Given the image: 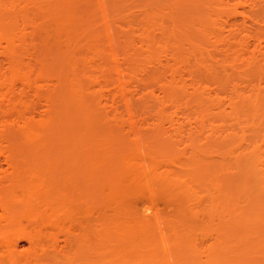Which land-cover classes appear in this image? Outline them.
<instances>
[{
  "label": "bare ground",
  "instance_id": "bare-ground-1",
  "mask_svg": "<svg viewBox=\"0 0 264 264\" xmlns=\"http://www.w3.org/2000/svg\"><path fill=\"white\" fill-rule=\"evenodd\" d=\"M13 129L10 264H264V0H0Z\"/></svg>",
  "mask_w": 264,
  "mask_h": 264
},
{
  "label": "rangeland",
  "instance_id": "rangeland-1",
  "mask_svg": "<svg viewBox=\"0 0 264 264\" xmlns=\"http://www.w3.org/2000/svg\"><path fill=\"white\" fill-rule=\"evenodd\" d=\"M237 19H240L239 21H241L242 19H241V17L240 16H238V18ZM158 91V90H157ZM160 93V91L158 92V94ZM157 94V95H158ZM159 95H161V93L159 94ZM138 96V97H137ZM136 97L137 98H135L136 100L134 101V105H135V108H136V111H138L137 112V116H139L138 117V119L140 120V118H141V120H143V122L142 123H144V121L145 120H147V119H145V118H149L154 112H155V110L157 109V103H155V102H149L148 103V105L146 104V100H145V98H143V97H141L140 95H137ZM142 98V99H141ZM138 99V100H137ZM144 99V100H143ZM138 101V102H137ZM142 101V102H141ZM143 101H145V102H143ZM140 108H139V107ZM141 106H143V107H141ZM140 109V111H139V109ZM144 108V109H143ZM122 109V108H121ZM142 109V110H141ZM149 111V112H148ZM144 113V114H143ZM149 115H148V114ZM151 114V115H150ZM141 115V116H140ZM142 115H144L143 117H142ZM147 115H148V117H147ZM6 117L9 119V117H8V115L6 114ZM5 117V118H6ZM154 117V115L152 116V119H151V117H150V119H151V121L150 122H153V118ZM143 118V119H142ZM145 119V120H144ZM149 119V120H150ZM141 120H140V122H141ZM149 120H147V122H145L143 125H144V129L146 130H144V132L146 133V137H148L149 139L148 140H151V139H154V137H156V136H158V134L159 133H156V131L154 130V128H152L151 127V129H149L150 127H149V125L150 126H152L153 124L152 123H150L149 122ZM148 123H149V125H148ZM154 123V122H153ZM145 124H147V125H145ZM149 128H148V127ZM147 128H148V130L149 131H152V132H149L148 130H147ZM17 129H13V130H10L9 132H6V133H1V131H0V152H4V153H9L10 152V150H11V146L10 145H12V143L16 140V141H19V137H20V139H21V134H20V132L18 133V130L16 131ZM154 130V131H153ZM151 133V134H150ZM189 133V132H188ZM148 134H150V135H148ZM185 134H187V132L185 133ZM148 135V136H147ZM154 135V136H153ZM188 135V134H187ZM186 136V135H185ZM187 137V136H186ZM171 138H172V136H171ZM12 141L13 140V142L11 143V142H9V141ZM11 143V144H10ZM15 143H19V142H15ZM152 143V142H151ZM164 143H167V144H169V142H164ZM129 147H130V145L129 144H131V142H127L126 143ZM132 145V144H131ZM185 146V145H184ZM184 146H182V147H184ZM184 148H186V146L184 147ZM189 148V147H188ZM187 148V149H188ZM189 150V149H188ZM1 166H2V168H7V164L5 163V162H3L2 161V163H1ZM154 179H155V176H153L152 174H150L149 173V181L148 182H146L147 184H149V185H152V183H153V181H154ZM156 204H158V206H159V208L163 211V213L164 214H162V217H163V219L165 220V219H167V220H171V219H173L175 216H174V212L176 211L175 209H170V208H165L164 207V205L162 204V202L159 200V199H156ZM1 211H0V215H1ZM62 220V219H61ZM60 220V225H62V221ZM199 220H200V223L202 224V225H204V222H205V219H204V217L201 215L200 217H199ZM25 225H27V231L28 232H33V231H35L36 229H38L39 228V226L38 225H36V224H27V223H25ZM5 223H2V229L4 230L5 229ZM2 229H0V232H2ZM9 233H10V235H14L16 238H17V242H18V245H19V248H18V251H19V253H20V255L21 256H24L25 254H27L28 253V251H29V249H30V244L28 243V241L27 240H25V238H23V234H22V232H21V230H19V231H9ZM7 255H8V250H7V247H6V245L5 244H0V259H2L4 262V264H10V262H9V260H8V258H7ZM31 264H33V263H31Z\"/></svg>",
  "mask_w": 264,
  "mask_h": 264
}]
</instances>
